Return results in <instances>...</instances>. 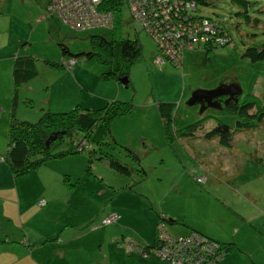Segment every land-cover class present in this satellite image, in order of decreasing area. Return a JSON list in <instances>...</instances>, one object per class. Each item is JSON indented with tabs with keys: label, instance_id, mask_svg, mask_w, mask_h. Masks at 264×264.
<instances>
[{
	"label": "rangeland",
	"instance_id": "374dc122",
	"mask_svg": "<svg viewBox=\"0 0 264 264\" xmlns=\"http://www.w3.org/2000/svg\"><path fill=\"white\" fill-rule=\"evenodd\" d=\"M206 1L195 2L193 15L214 18L226 37L183 50L182 63L175 65L155 61L157 42L133 20L125 1L114 25L75 28L61 21L55 0H0V211L45 212L33 218L42 219L50 233L47 241L28 240V232L38 236L40 230L27 231L26 223L11 228L17 245L29 246L24 255L31 250L33 257L48 256V264H168L154 251L155 243L167 244L160 243L162 223L173 237L198 232L215 243L234 242L217 264H264V118L253 128L235 130L230 144L205 136L216 120L234 126L247 113L264 110V58L241 55L264 42V0ZM99 34L139 40L142 52L128 69L129 84L104 77L108 64L84 54ZM60 41L72 54H62ZM25 55L38 58V73L18 88L12 108L11 68L16 56ZM44 59L67 60L56 67ZM230 82L242 89L234 95L240 103L255 101L247 112L225 107L228 94L218 100L222 108L201 113L198 103H186L196 88ZM115 99L129 102L130 110L109 130L95 125L89 146L21 175L10 172L3 155L12 111L35 121L42 109L84 111ZM160 102L173 103L169 121ZM196 122L203 126L189 135ZM70 144L65 136L52 149L66 151ZM108 156L129 173L110 167ZM110 211L116 218L103 223ZM147 245L149 253H142Z\"/></svg>",
	"mask_w": 264,
	"mask_h": 264
},
{
	"label": "trees",
	"instance_id": "16d2710c",
	"mask_svg": "<svg viewBox=\"0 0 264 264\" xmlns=\"http://www.w3.org/2000/svg\"><path fill=\"white\" fill-rule=\"evenodd\" d=\"M123 1L126 2V0H102L99 4V9L112 11L114 15L113 25L116 17L120 15ZM194 1L196 3L207 2L206 0ZM91 41L93 43V48L85 51L84 54L88 58L93 57L108 64V69L103 72V76L106 78L116 77L117 79L119 78V80L120 77L125 76L127 78V83L125 85L129 84L128 69L131 64L140 58L142 52L139 40L137 38L108 39L105 35L99 34L93 35ZM211 44L212 43H208L206 46L209 47ZM58 45H60L63 55L66 52L72 54L63 42H58ZM200 46L202 47V45ZM114 52H117L118 56H112ZM241 55L243 57H248L252 61L264 58V42L260 45L247 46ZM156 57L157 56H155V58ZM160 57L163 62L165 59H168L165 56ZM67 59H74L76 62L75 56H71ZM67 59H62L61 61L44 59L43 61L48 65L59 67L64 66ZM37 60L38 58L36 56L31 55L16 56L14 58L11 68V77L14 87L11 97L12 108L18 101V88L38 73ZM238 99L237 101L229 100L227 103H224L225 107L238 112H247V108H251L255 105V101L240 103ZM172 106L173 103L171 102L159 103V109L167 121L171 118L170 112ZM130 108L131 104L129 102L115 99L110 100L105 106L100 108L87 109L84 111H80L76 108L68 111L42 109L39 117L35 121L17 118L12 111L8 125L7 149L3 155V159L7 163L11 173L15 176L21 175L31 168L38 167L47 159L61 157L65 153H74L82 150L86 145L89 146V144L86 143H89L88 136L95 125L102 123L105 129L109 130L110 124L114 119L127 113ZM263 118L264 110H261L257 113H247V117L237 119L234 126L221 120H216L215 125L207 130L205 136L218 137L220 141L230 144L233 140L235 130H248L253 128L257 126ZM202 126L200 122L194 123L193 129L188 132L189 135ZM56 132V136L50 139V136ZM75 135H78V137L73 138ZM65 136L71 139L69 148L66 151H54L52 148L57 145V143L59 144ZM107 159L109 166L114 170L122 174L129 173V168L122 164L117 158L108 156ZM169 220L175 221L171 218H169ZM210 240L214 239L210 238ZM216 243L222 248V253L215 260L214 264H217L219 260H221L226 250L235 246L234 242L231 241H216Z\"/></svg>",
	"mask_w": 264,
	"mask_h": 264
},
{
	"label": "built area",
	"instance_id": "2783aa9c",
	"mask_svg": "<svg viewBox=\"0 0 264 264\" xmlns=\"http://www.w3.org/2000/svg\"><path fill=\"white\" fill-rule=\"evenodd\" d=\"M55 1L61 21L75 28L113 24L112 11L99 9L102 0ZM126 2L133 20L141 28L146 29L157 42L158 54L155 58L157 63L163 61L160 56H165L175 65H180L183 50L199 47L208 40L213 44L221 43L220 38H224L219 33L220 25L214 18L193 15L192 11L196 9L194 0H126ZM214 35L216 37H213ZM70 60H68L70 65L75 63L74 59ZM197 180L203 178L197 177ZM116 216V213L110 211L102 218L103 223L114 221ZM159 230L162 231L160 243L167 244L164 248L155 243L154 251L168 264H214L222 253L218 243L198 232L171 237L166 233L162 223L158 226ZM140 251L149 253L148 245L141 247Z\"/></svg>",
	"mask_w": 264,
	"mask_h": 264
},
{
	"label": "crops",
	"instance_id": "0c3cea01",
	"mask_svg": "<svg viewBox=\"0 0 264 264\" xmlns=\"http://www.w3.org/2000/svg\"><path fill=\"white\" fill-rule=\"evenodd\" d=\"M47 108L50 109L52 107L51 105H49L47 106ZM44 213L45 212H30L29 213V212H15V211H11V212L0 211V264H48L50 262V260L46 262V258H48V256H38L39 258L33 257L31 255V250H30L29 256L24 255L21 251L23 249L26 250L29 246L22 247L20 245H17L16 243L17 239L13 240L12 233H11V228L19 227L20 223L22 224L26 223L27 231H28L27 229L28 227H33V228L40 230L38 231L40 236L30 235V233L28 232V238H27L28 240L29 238L38 240L41 238V236H45L46 241H47L50 236L49 235L50 233L47 228H44V226L40 224L42 219L33 218L35 215L36 216H38L39 214L43 215ZM249 215L253 216L251 214ZM164 217H165L164 215H161L159 219H163ZM192 230H195V229H192ZM262 234L264 235V232H262ZM17 253H19L20 256H17ZM251 258L253 257L251 256ZM255 261L259 262L257 260Z\"/></svg>",
	"mask_w": 264,
	"mask_h": 264
},
{
	"label": "water",
	"instance_id": "95a60500",
	"mask_svg": "<svg viewBox=\"0 0 264 264\" xmlns=\"http://www.w3.org/2000/svg\"><path fill=\"white\" fill-rule=\"evenodd\" d=\"M120 81L124 84L127 83V78L120 77ZM242 89L239 84L235 82L230 83H220L218 86L204 89L196 88L194 89L189 98L187 99V104H199V113L203 112L208 107L222 108L218 97L223 94H228V98H225L224 103H227L229 100L237 101V98L234 95H239ZM57 132L50 136V139H53L56 136ZM48 142V140H47Z\"/></svg>",
	"mask_w": 264,
	"mask_h": 264
},
{
	"label": "bare ground",
	"instance_id": "6f19581e",
	"mask_svg": "<svg viewBox=\"0 0 264 264\" xmlns=\"http://www.w3.org/2000/svg\"><path fill=\"white\" fill-rule=\"evenodd\" d=\"M101 3V2H100ZM64 23V22H63ZM113 24H111V25H106V26H112ZM216 28V27H215ZM220 28V27H219ZM219 33L221 34V35H223V37H226V36H224V34H223V30H222V28H220L219 29ZM213 37H216L215 35L213 36ZM212 37V38H213ZM208 43H211V42H209V40H208V42L206 43V44H208Z\"/></svg>",
	"mask_w": 264,
	"mask_h": 264
},
{
	"label": "flooded vegetation",
	"instance_id": "af4514ba",
	"mask_svg": "<svg viewBox=\"0 0 264 264\" xmlns=\"http://www.w3.org/2000/svg\"><path fill=\"white\" fill-rule=\"evenodd\" d=\"M224 96H219L217 99L220 100V101H223L224 100Z\"/></svg>",
	"mask_w": 264,
	"mask_h": 264
}]
</instances>
